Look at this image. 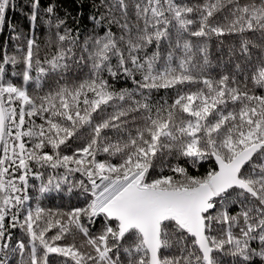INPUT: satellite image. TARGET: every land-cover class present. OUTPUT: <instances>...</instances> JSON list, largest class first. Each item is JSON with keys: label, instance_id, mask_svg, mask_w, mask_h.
Here are the masks:
<instances>
[{"label": "snow or ice", "instance_id": "6c2138e0", "mask_svg": "<svg viewBox=\"0 0 264 264\" xmlns=\"http://www.w3.org/2000/svg\"><path fill=\"white\" fill-rule=\"evenodd\" d=\"M0 37V264H264V0H0Z\"/></svg>", "mask_w": 264, "mask_h": 264}, {"label": "trees", "instance_id": "16d2710c", "mask_svg": "<svg viewBox=\"0 0 264 264\" xmlns=\"http://www.w3.org/2000/svg\"><path fill=\"white\" fill-rule=\"evenodd\" d=\"M14 21L20 22L24 26V28L27 29V27H28L27 20L25 18L21 17L19 15V13H17L16 16L14 17ZM0 39H3V37H0Z\"/></svg>", "mask_w": 264, "mask_h": 264}]
</instances>
